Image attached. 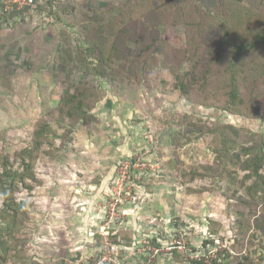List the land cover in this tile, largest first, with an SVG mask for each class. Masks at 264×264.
Wrapping results in <instances>:
<instances>
[{
	"label": "rangeland",
	"instance_id": "1",
	"mask_svg": "<svg viewBox=\"0 0 264 264\" xmlns=\"http://www.w3.org/2000/svg\"><path fill=\"white\" fill-rule=\"evenodd\" d=\"M145 1L36 0L0 14V173L6 157L7 170H25L17 153L38 120L52 140L32 155L29 188L15 190L26 219L4 264H264V238L240 226L251 179L231 157L217 162L215 140L224 125L264 137V0ZM148 13L162 21L165 55L142 51ZM90 19L103 28L95 46ZM114 36L122 53L108 67L97 48ZM64 49L87 56L62 69ZM128 52L135 64L118 71ZM178 69L193 74L189 99L174 88ZM230 76L244 99L237 112L215 104ZM77 88L93 93L92 108L70 125L58 104Z\"/></svg>",
	"mask_w": 264,
	"mask_h": 264
},
{
	"label": "trees",
	"instance_id": "2",
	"mask_svg": "<svg viewBox=\"0 0 264 264\" xmlns=\"http://www.w3.org/2000/svg\"><path fill=\"white\" fill-rule=\"evenodd\" d=\"M141 1L146 2L145 0H137L136 5L141 4ZM39 5L40 4H38L36 8L39 7L40 9L41 6ZM149 13L148 24L151 27V31H147L146 40H150V42L147 45H144L142 51L146 52L145 50H150L152 53H162L165 55L169 50V43L163 41L158 33V28L162 21L160 22L159 20V22H156V20L150 16ZM87 26L90 32H93L96 28V31L89 36L95 46L99 41L104 39L101 35L98 36L100 28L103 29L102 25L99 24L97 19H90L89 22H87ZM126 27H128L126 20L124 19V21H120L117 24L118 33L123 32L120 30ZM105 29L109 30L110 28L107 25ZM112 38L114 39L110 44V48L106 50L107 52L102 51L100 47L97 48V51L99 52V57L97 58L107 60L108 67L112 59L120 56V52L122 53L117 37L114 36ZM122 44L123 47L127 48V43L125 41H122ZM87 51L92 52V49H88ZM188 53L189 51L187 49L179 51L180 58L185 57ZM82 56L86 58L87 55L80 53L75 60L73 52L64 49V51L58 56L60 67L62 69H69L71 63L75 64ZM131 56L130 52H128L126 56H123L124 63L119 66L118 71L126 69V62H129V68L135 64V60ZM230 68H232V65H230ZM110 69L112 74L117 71L112 67H110ZM94 73L96 76L101 75L104 73V69L97 70ZM127 73L128 72L126 70L124 75L127 76ZM174 75V88L177 89L184 98L189 99L188 87L190 84L193 86V74L189 73V70L181 72V69H178L177 71L175 70ZM225 83H227L228 86L225 91V97L223 100L215 102V104L222 109H228L230 112H237L238 107L243 105L244 102L241 87L235 83L233 76L227 77ZM92 100L93 93L88 89L81 90L77 88L73 93H70L69 90L66 89L65 93L59 100V115L67 117L69 120L68 123L71 125V123L73 124L76 120L87 117L88 112L92 108ZM220 104H223V106H220ZM250 136H252V139ZM250 136L248 131L245 129L236 128L232 125H224V130L220 134V138L216 137L215 139L218 141V145L220 146V149L217 152V162L225 168L227 165L225 158L229 156L236 163H240L243 171L248 172L247 178L251 179V183L245 188L244 184H241V187L244 188L243 193L245 196L239 197L238 199V202L242 204L241 206L243 208L241 216H246L245 222H240V226L242 228V233L246 230H250L251 227H255L256 231L264 238V210L259 211L258 214L256 211V208L259 206L264 208V137L258 133H253ZM50 137L51 133L48 130L47 122L44 119L38 120L34 127L31 144L17 153V156L21 161V165L25 170H22L21 172H11L10 170H7V164H10L9 158L7 157L4 158L5 163H1L4 171L0 173V195L2 197V201L0 203V264H4L7 261L6 257L11 250L12 244L8 243V241L13 242V240L16 239L14 234L19 232L20 228L23 227L24 220L26 219L25 204L22 200H17L14 197L15 190L19 189L20 184H25V179H32L33 172L29 170V165L32 163V155L36 153V151H39L44 144H52ZM247 143L251 144L247 145ZM26 158H30L28 163L25 162ZM14 160L17 161L16 157H14ZM202 168L206 171L202 170L203 172H196L194 175L195 178L197 177V179H202L204 178L202 176L203 173L212 171L211 166H205ZM23 186L25 188H29L26 184ZM251 219H253L252 223L250 222Z\"/></svg>",
	"mask_w": 264,
	"mask_h": 264
},
{
	"label": "built area",
	"instance_id": "3",
	"mask_svg": "<svg viewBox=\"0 0 264 264\" xmlns=\"http://www.w3.org/2000/svg\"><path fill=\"white\" fill-rule=\"evenodd\" d=\"M35 5L36 0H2V9L4 13L19 16L27 11L33 10L32 8H34Z\"/></svg>",
	"mask_w": 264,
	"mask_h": 264
},
{
	"label": "crops",
	"instance_id": "4",
	"mask_svg": "<svg viewBox=\"0 0 264 264\" xmlns=\"http://www.w3.org/2000/svg\"><path fill=\"white\" fill-rule=\"evenodd\" d=\"M0 14L2 15V14H6V13H4V11H3V9H2V0H0ZM7 16L8 17H10L8 14H7ZM12 19V18H11ZM14 19V18H13ZM12 19V20H13Z\"/></svg>",
	"mask_w": 264,
	"mask_h": 264
}]
</instances>
